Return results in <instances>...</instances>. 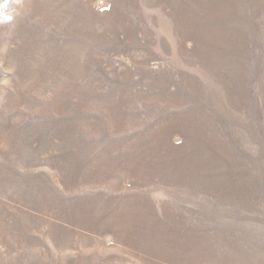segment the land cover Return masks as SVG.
Masks as SVG:
<instances>
[{
	"label": "rangeland",
	"instance_id": "obj_1",
	"mask_svg": "<svg viewBox=\"0 0 264 264\" xmlns=\"http://www.w3.org/2000/svg\"><path fill=\"white\" fill-rule=\"evenodd\" d=\"M162 2L0 0V264H222L195 224L261 262L264 0ZM214 136L236 210L165 173Z\"/></svg>",
	"mask_w": 264,
	"mask_h": 264
},
{
	"label": "bare ground",
	"instance_id": "obj_2",
	"mask_svg": "<svg viewBox=\"0 0 264 264\" xmlns=\"http://www.w3.org/2000/svg\"><path fill=\"white\" fill-rule=\"evenodd\" d=\"M163 1L165 2V0ZM164 2H162L163 6L165 5ZM177 123H180L179 126L183 129V123H185V121L181 118L177 121ZM221 144L222 142L220 140H215L214 136V141L212 139H208L207 142L202 143L191 142L187 147H183L181 149L178 148V158L173 157L168 159L165 168L168 167L169 170L165 173L168 175H178L176 185L179 187L188 186L194 190L195 187L193 186L197 184L206 194L215 193L217 195V193H219L220 197L217 199L219 201L215 200V202H218L216 205L236 210L235 208L238 206L232 202L225 201L222 196L227 198L232 197L235 198L236 202L239 201L243 203L246 200H250L251 194L247 187V181L245 178L235 176L229 180H225V182H220L221 178L217 175V173L212 175L211 171H216L222 168L225 164L224 159L226 155H222L223 153L220 152L221 150L219 145L221 146ZM205 146H207L208 151L205 150ZM174 152L176 153V150H174ZM208 154H213V157ZM149 171L151 170H148L146 174L150 176H157L154 171ZM174 179L175 178L173 176H166L162 178L160 183L165 187L176 186L173 184ZM193 180H197L198 182L193 184ZM247 206L250 210V206ZM201 220L202 218H200L199 221ZM179 225L182 226L181 224ZM184 225L188 224L185 223ZM190 227L192 228V234H189L188 237H190L191 241H196L198 246H192L191 243H187V246L193 251H197L199 253L202 252L199 256L208 257L207 255L204 256L203 252L218 251L215 255L210 256H212L215 261L222 264H264V256L261 258L262 263L259 259L256 261L252 249H248L249 246H243V242L245 240L244 234L239 233L237 235H231L230 239H222L223 236L216 233L214 230L211 232V230L201 229V227L199 228L196 224L190 225ZM247 238L249 237L247 236ZM246 242L249 243L248 239ZM235 249L239 250L240 253H236L237 251L232 252Z\"/></svg>",
	"mask_w": 264,
	"mask_h": 264
}]
</instances>
